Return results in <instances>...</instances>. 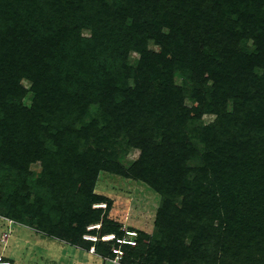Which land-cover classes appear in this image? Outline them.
<instances>
[{
	"label": "trees",
	"instance_id": "1",
	"mask_svg": "<svg viewBox=\"0 0 264 264\" xmlns=\"http://www.w3.org/2000/svg\"><path fill=\"white\" fill-rule=\"evenodd\" d=\"M93 1L0 0V168L11 162L27 178L0 209L46 232L42 215L64 213L63 236L87 249L81 235L99 225L89 232L124 240L95 243L103 263L113 244L120 264H264V0ZM85 27L99 46L82 65L74 35ZM129 148L139 155L124 166ZM36 160L37 179L27 169ZM101 171L160 195L154 233L130 228L126 239L92 207L109 204L94 192Z\"/></svg>",
	"mask_w": 264,
	"mask_h": 264
},
{
	"label": "rangeland",
	"instance_id": "2",
	"mask_svg": "<svg viewBox=\"0 0 264 264\" xmlns=\"http://www.w3.org/2000/svg\"><path fill=\"white\" fill-rule=\"evenodd\" d=\"M124 1L125 0H120V3L114 1V3H112L111 0H106V3L108 4L109 2L110 7L113 8L116 3L122 4ZM46 2H50V0H16V3L23 4V8H25L24 5H38V3L43 5ZM93 2H95V0ZM107 12L110 13L109 10H107ZM103 18L106 21L109 19L117 21V16L112 14H103ZM74 37L76 40L74 45L76 49L73 52V56L83 55L84 59L80 62L82 65L89 61L92 62L93 55H95V51L99 46V41L93 40L94 43L92 44L90 29L87 27L81 28L79 34L76 33ZM80 38L86 39L83 41L87 44L83 46ZM148 47L156 51L158 50V47L152 43H149ZM138 58L139 52L129 47L126 53L125 66L135 67ZM114 64L117 65V62H114ZM174 78L177 83H181L183 79L179 73H176ZM129 80L132 82V79L129 78ZM22 83L27 89V93L22 97L21 103L29 107L32 104L33 95L29 90L31 83L26 80H23ZM95 111L94 106H89L86 112L80 114L79 117L84 122L91 121V119L95 117ZM201 118L205 123H209L216 118V115L212 113H203ZM39 124L42 126L46 123L44 124L40 121ZM138 155L139 150L137 148H129L124 156L120 154L119 160L124 166H129ZM27 166L33 178L37 179L42 176V167L39 160L29 162ZM4 176L6 181L4 185L3 183L0 184V199L8 203L10 201L7 200L23 193L19 181L25 180V182H27V178L24 177L20 170L11 167V162L5 163L2 169L0 168V178H4ZM94 192L108 199L109 204L107 202H100L93 204L92 207H102L103 210H106L107 216L118 223L119 229L124 232L126 239L131 238L129 237L130 233H128L130 228L147 232L149 235L155 232L154 219L156 210L159 206L160 195L146 183L134 178H127L114 173L101 171L98 174ZM33 200L34 195L32 194L30 202ZM2 210H4V208L0 209V256L2 260L6 261L8 264H110L103 263L104 261L102 262L96 254L94 246L95 243L99 242L98 240H113L116 239V237L114 234L109 233L107 235L112 234L113 236L102 239V235L99 236L97 232H89L92 228H98L99 225L88 226L82 233L81 236L83 240L92 242L87 249L85 244L79 245L70 243V240L67 238L68 236H63V234H66V228L68 227L66 226L64 213L58 214L53 210H48L42 215L44 224H46L47 228L49 227V231H51L48 233L49 231L46 232L35 225V223H37L36 220V222H33L34 224H29L28 220L30 218L27 214L23 216L25 220H20L5 215ZM63 221L65 227L62 225ZM72 226H76V224L73 223ZM65 239L68 240L66 241ZM116 240L120 241V243L124 242L122 240ZM110 246L111 250L115 248L120 249L113 244H110ZM120 257L121 254L120 256L116 255L114 259H116L117 262L113 261L114 263L111 262V264H120Z\"/></svg>",
	"mask_w": 264,
	"mask_h": 264
},
{
	"label": "built area",
	"instance_id": "3",
	"mask_svg": "<svg viewBox=\"0 0 264 264\" xmlns=\"http://www.w3.org/2000/svg\"><path fill=\"white\" fill-rule=\"evenodd\" d=\"M112 236H113L112 234H110V235H104V236H102V239L110 238ZM122 241H124V240L122 239ZM127 242H131V241L130 240H127ZM113 252H115L117 256H120V254H121V251L118 250V249L117 250L114 249ZM113 261L114 262H117L116 259H114ZM0 264H8V263L6 261L2 260V258L0 256Z\"/></svg>",
	"mask_w": 264,
	"mask_h": 264
}]
</instances>
